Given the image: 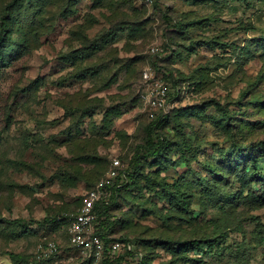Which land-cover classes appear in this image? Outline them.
<instances>
[{"label":"rangeland","instance_id":"374dc122","mask_svg":"<svg viewBox=\"0 0 264 264\" xmlns=\"http://www.w3.org/2000/svg\"><path fill=\"white\" fill-rule=\"evenodd\" d=\"M157 66L178 82L159 111ZM160 111L168 153L127 179ZM116 158L128 185L95 229L131 242L118 264H264V0H0V264L51 242L46 264H102L59 217Z\"/></svg>","mask_w":264,"mask_h":264},{"label":"trees","instance_id":"16d2710c","mask_svg":"<svg viewBox=\"0 0 264 264\" xmlns=\"http://www.w3.org/2000/svg\"><path fill=\"white\" fill-rule=\"evenodd\" d=\"M14 4V3H13ZM195 22V21H193ZM8 22H4V35L7 32H12L11 28L8 26L7 27ZM13 34L11 36V38H13ZM7 39V41L11 40L10 36H8V38L3 37V39ZM166 47L168 48V44L166 45ZM159 67V68H158ZM157 68L159 69V73H161L163 70L164 72L163 77L165 78L166 81L169 82L168 84V88L172 87L173 92L172 95L175 96L178 92V82L177 80L174 78L172 72L166 68V67H162V66H157ZM171 94L170 93V88L168 90V95ZM215 104L218 105L220 108L222 107V104L215 100ZM159 110H164V109H158ZM163 111H160L157 113V115L148 123V125L146 126V137L145 140L143 142H139L134 150V153L131 157L129 166L127 169L123 170L122 172H124L125 177L128 179V177L130 175H132L136 170H138L142 160L144 159H149V158H162L164 156L167 155L168 150L170 148V144H171V140L168 137V135H166V133L164 132V127L166 125V121H167V116L168 114L166 113H161ZM177 147L180 148L181 152H185L186 148H189V144H186V148H184V146H182L179 143H176ZM113 166V163H112ZM111 166V167H112ZM121 173V168L120 165L118 166V175L112 177L115 178V182L114 183H110V179L109 182L105 185L104 188V194L102 195V197L97 200L95 202L94 205V212H95V220L93 222V228H94V233L100 235V237L103 239V241L106 244V249L102 258V264H118L117 263V258L118 256L115 255V253H113L110 250L109 244L115 240H123L124 242L127 243H131L129 241V239H116L111 237L110 235H108V232H105V229H108V225L111 223H107L106 225H103L104 228L103 229H99L96 230L95 229V225L97 223H99V225H102L103 222V218L104 217H110L111 216V209L116 205L117 202V198L118 195L120 193V191L123 189L124 186H127L128 183H126L127 180H124L120 183L118 182V178L120 176ZM99 183V182H98ZM98 183L96 184V186L94 188L97 187ZM93 188V189H94ZM206 191V190H205ZM210 189L206 192H209ZM174 195L176 197H181L182 201L184 202L185 205H189V201L186 199V197L188 196L186 194V192L181 191V190H177L174 191ZM108 197V198H106ZM77 213H75L74 215H63L61 217H59V220H63L65 221V223L68 224V226L70 227L71 224V220L73 219V217L76 215ZM57 220V217H52V218H45L44 222H48V220ZM5 221L9 224H25L26 220L23 218H7L5 219ZM197 244H199V242H197ZM214 244H211V247ZM59 246V245H58ZM199 246H202V244H199ZM60 250V247H59ZM130 249H127L126 252H129ZM11 257L13 259H19L20 258V254L19 253H10ZM139 258L141 259L139 264H148L147 261H145L144 258H142L141 256H139ZM56 259V256L53 258ZM52 261V259H37L36 260V264H46V263H50Z\"/></svg>","mask_w":264,"mask_h":264},{"label":"built area","instance_id":"2783aa9c","mask_svg":"<svg viewBox=\"0 0 264 264\" xmlns=\"http://www.w3.org/2000/svg\"><path fill=\"white\" fill-rule=\"evenodd\" d=\"M144 76L146 80H150L146 90L143 93L144 99L154 109H166L168 98V85L163 80H154L152 78V72L145 70ZM151 116L154 113H150ZM120 160L114 159L113 166L108 172V179L101 180L97 187L90 191L87 198L79 212L71 220L69 227L71 242L86 252L90 257L96 260H102L106 244L100 235L94 233L93 222L95 220V212L93 210L95 202L99 200L104 194L105 185L109 182V179L118 175V166ZM110 250L113 253H118L121 250L126 251L131 248V243H127L121 240H115L109 244ZM58 246L56 243H48L46 245L40 244L38 247V259H53L58 253Z\"/></svg>","mask_w":264,"mask_h":264}]
</instances>
